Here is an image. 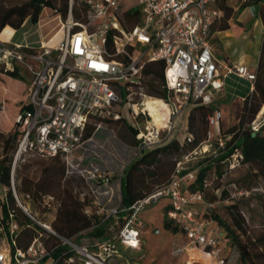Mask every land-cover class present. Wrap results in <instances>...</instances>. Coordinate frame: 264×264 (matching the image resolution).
<instances>
[{"label":"built area","instance_id":"2783aa9c","mask_svg":"<svg viewBox=\"0 0 264 264\" xmlns=\"http://www.w3.org/2000/svg\"><path fill=\"white\" fill-rule=\"evenodd\" d=\"M82 1L87 7V20L78 22L70 18L65 24L60 22L66 35L55 49L47 48L42 40L0 42V67L4 70L18 67L20 72L23 67L30 74L26 94L17 101L20 108L14 117L17 145L10 185L3 186L1 191L4 196L10 191L23 211L41 227L26 244H21V227L9 213L7 225L0 224V264H69L74 261L133 264L127 259L121 260L116 244L140 249L137 215L146 204L162 196L170 198L166 215L183 231L187 244L201 249L217 264H225L224 253L228 248L224 233L216 230L218 224L214 219H207L201 211L191 207L194 203H201L206 209L212 205L204 200L202 192L188 189L197 169L181 174L183 164L190 157L214 152L215 141L220 147L224 146L219 108H214L207 116L209 128L201 145L177 162L167 183L127 207L119 203L107 213L98 209L96 214L86 208V214L91 219L97 216L98 220L91 221L89 230L85 228L74 236L64 237L50 223L33 217L28 207L21 204L14 177L22 154L35 150L43 155H62L67 164L69 155L87 141L83 134L92 117L118 119L126 110L133 119L143 115L148 121L151 115L145 101L151 96L143 91V70L147 62H164L163 87L168 95L161 100L168 113L164 126L146 124L143 129L137 128L140 148L159 146L171 139H176L180 145L192 142L193 134L187 124L180 125L179 131V117L197 102L211 104L212 91L221 89L225 79H243L249 83V92L253 88L255 70L244 64L220 62L214 56L213 24L219 16L215 0H139L140 23L131 28L123 27L120 22L118 0ZM36 48L40 50L37 52ZM249 125L255 132L264 127V106ZM100 126L98 124L96 130ZM240 156L235 150L229 165L238 163ZM109 181L110 176L102 177L103 184ZM100 225L110 232H115L116 228L117 231L103 236L104 240L100 241V236L89 234ZM79 234L88 241L76 243L73 237ZM57 249H60L58 256L53 254ZM178 250L181 251V247Z\"/></svg>","mask_w":264,"mask_h":264},{"label":"trees","instance_id":"16d2710c","mask_svg":"<svg viewBox=\"0 0 264 264\" xmlns=\"http://www.w3.org/2000/svg\"><path fill=\"white\" fill-rule=\"evenodd\" d=\"M14 1L0 0V30L6 25L15 29L19 28L27 17H29L33 24L36 23L43 7L55 9L63 19L66 18L69 11V0H60L59 2L57 0ZM75 4L74 2L72 5L71 14L73 18L77 19L73 20L85 22L87 20L86 5L81 3L79 6H82V9H80V13H77ZM250 5H259V16L262 23H264V0H238L237 9L231 4V0H215L214 7L219 10V16L214 21L213 31L233 29L232 24H236L235 14ZM140 19L141 9L139 2L121 12L120 22L125 28H131L140 23ZM233 30L235 31V29ZM110 40L111 32L108 33L109 46ZM163 69L164 62L157 60L147 62L143 70V85L145 77L152 75V79L149 81V95L161 99H165L168 95V91L163 87ZM0 74L14 81L24 79L18 67H15L13 70H4L0 67ZM15 105L16 115L20 105L17 103ZM262 106H264V33H262L253 88L243 98L238 123L225 131L221 128V133L225 135L224 146L220 147L218 142L215 141L212 149L214 152L209 151L200 155V159L192 168L197 169L196 177L188 183L189 190L202 192L204 200L212 204L202 215L207 219H214L221 227L226 243L237 249L240 264H264V225H262L260 230H251L240 209L241 199L244 198L243 196L246 192H250L256 186L258 179L264 180V127L255 132L251 130L249 125ZM213 109L212 104L199 102L191 107V112L188 115V129L193 134L192 142L180 145L176 139H171L165 144L155 146L152 149H142L140 155L127 165L128 172H126L125 177H121V206L127 207L131 205L170 180L172 174L175 172L177 162L182 160L187 152L200 146L205 139L206 131L209 128L207 116ZM123 120L124 118L122 117L118 119L112 117H92L86 125L83 139L88 140L91 138L98 124L110 125L111 123H118ZM126 124L132 144L140 146L139 140L136 138L138 129L128 123ZM227 136L230 137L227 138ZM16 145L17 135L13 120V131L11 133L5 134L0 131V188L1 186L10 185V171ZM235 150H238L241 156L238 158V163L230 166V156ZM170 151L176 153L177 156L173 162H170L168 168L164 170L162 169V165L167 160L166 158L169 157ZM16 166L20 167L17 174V178L20 179V185L17 186V191L19 194L31 199L36 207L42 206L46 210L51 209L55 211L57 207L52 208L51 206L59 204L62 196H65L62 209L65 221L61 224L53 222V226L57 230L53 229L57 233L64 237H71L70 235L91 225V221H98L95 219L97 216L91 219L87 214H79L75 209H72L75 203L77 207L79 205L83 207L88 204L84 198L81 199L79 197V191L78 193H73V184L82 182L83 178L77 171L69 170L62 155L49 156L40 154L35 150H30L22 154L20 159L18 158ZM222 166L224 168L221 169ZM238 166H242V171L235 181H231L236 188H239L232 193L234 197L238 198L226 207L230 218V221L227 222L217 214H210V211L216 200L222 198V195L230 194V192L226 191L227 189L220 190L219 186H217L210 200L206 199L207 191L211 185L208 181V174L213 171L215 175L214 180H222L227 172L234 170ZM31 167H35L36 171L31 172ZM192 169L184 166L181 174ZM132 172H139L140 178H135ZM236 183H238V186ZM47 196L51 198L47 199ZM13 200V195L10 191L6 196L0 194V224L7 225V222L10 220L9 213H12L13 219L21 227V244H26L33 237L36 230L41 229V227L25 214H22V218L18 217L13 207H10L9 204ZM48 223L52 225L51 219ZM163 227L174 233L178 230L181 231L178 225L174 224L167 215L164 218ZM104 232L105 226L100 225L90 231L89 234L102 238ZM62 233H66L67 236ZM59 252L60 249H57L53 254L58 256ZM69 264L81 263L74 261Z\"/></svg>","mask_w":264,"mask_h":264},{"label":"rangeland","instance_id":"374dc122","mask_svg":"<svg viewBox=\"0 0 264 264\" xmlns=\"http://www.w3.org/2000/svg\"><path fill=\"white\" fill-rule=\"evenodd\" d=\"M9 1L15 2L14 0ZM57 1L59 2L60 0ZM138 1L139 0H118L119 11L123 12L129 7L136 5ZM74 2L76 3L75 7L77 13H80L82 6L79 5L83 3L82 0H69V11L65 19H63L55 9L43 7L38 21L34 24L29 22L26 24L29 26L27 32L30 36L28 37V40L36 42L35 40L39 39L41 34L45 35V38H48L60 28V22L65 24L70 18L76 20L77 18H73L71 14V8ZM234 2L235 1H231V4L233 5ZM233 6L237 9L238 3H235ZM237 14L238 12L235 14L236 24L233 23L232 27L236 31V36H243L241 37V40L244 42H240L239 38L237 40L238 45H236L234 52L218 43L215 45L216 48L214 47L215 51L213 48L214 56L216 60L224 62L229 59L234 60L239 57L240 54L244 53L248 61V67L250 70L254 71L256 69L257 53L246 52L243 48V44L246 41L251 42L253 46H255V38L251 34L246 33L252 28L253 22L248 20L246 23H241L236 20ZM6 27H9V30H11L8 35L7 32L4 31ZM21 32L22 30L20 33ZM15 33L16 29L8 25L4 26L0 30V42L10 41ZM65 35L66 29L63 28V30H61L53 39L49 40L50 42L48 41L49 43L47 42L45 46L49 49H55L65 39ZM215 41L217 40L212 38L211 42L213 44ZM34 45H37V43H34ZM39 50V48H36L37 52ZM21 72L24 79L18 81L10 80L0 74V131L5 134L13 131L15 103L23 99L26 94V86L30 74H28L23 67H21ZM151 79L152 75L145 77L143 91L147 96H151V98L155 99L156 96L149 95V81ZM248 93L249 83L246 82V80L235 77L228 78L227 83L221 89L212 91L211 104L214 108H219L221 111L222 117L220 123L223 131L230 129L238 123L242 109V98ZM156 98L161 99L159 97ZM190 112L191 109L185 110L179 117L177 121L179 131H181L180 125H188V115ZM186 113H188V115ZM122 118H124V120L121 122L111 123L110 125H101L98 127L89 140L84 141L81 146L69 155L67 163L69 170L77 171L83 178L82 182L73 184V193L75 194L79 191V197L81 199L84 198L88 204L83 207L80 205L77 207L76 203L73 205L72 209H75L79 214H86V208H89V213L96 214L98 209L107 213L110 209L116 207L120 203L121 177H125L126 172H128V168H126L127 165L140 155L142 149L149 150L154 148H140V146L132 144L126 124L128 123L133 127L143 129L146 124L154 125L152 122V116H148V121H146V117L143 115L133 119L131 115L124 110ZM212 128L214 129V126ZM179 131H177V133H179ZM162 134L164 135L165 133L163 132ZM168 156L169 157L166 158L167 160H165L162 165V169L164 170L168 168L170 162H173L177 155L173 151H170ZM199 159L200 155L192 156L189 161L183 164V166L192 169ZM222 168L224 167L222 166L221 169ZM19 169L20 167L16 166L14 180L16 192L21 204L27 206L29 213L36 219L46 223L51 219V226L56 229L53 226V222L61 224L65 221V216L62 213L65 196H62L61 202L55 211L51 209L46 210L42 206L36 207L31 199L26 198L17 191V186L20 185V179L17 178ZM30 171L35 172V167H31ZM241 171L242 166H238L234 170L227 172L222 180H214L215 175L213 174V171L209 172L208 181L211 185L207 191L206 199L210 200L212 193H215V188L217 186H219L220 190L227 189L226 191H229L231 194H227V192V195H222V198L216 200L210 214H217L225 221H230L226 207L238 198L236 196L234 197L232 193L239 189L236 188L231 181H235ZM132 173H134L133 175L135 178H140L139 172ZM103 176H110V181L107 184L102 183ZM256 183V186L250 192H246L243 196L244 198L241 199L242 202L240 203V209L246 219V223L249 224L248 227L251 230L257 231L261 229L262 225H264V180L258 179ZM236 185L238 186V183H236ZM2 188L3 186L0 188L1 195ZM13 199L14 200L12 202L10 201L9 204L10 207H13L18 217L22 218V214L27 215L19 206L14 196ZM170 203L171 200L168 196H162L156 202L146 204L138 213L136 221L140 222V225H137L140 229V249L132 250L116 244L118 253L121 255V260L124 261L127 259L136 262V264H182L183 252L178 250V248L183 247L186 244V238L183 231L178 230L174 233L163 227V221ZM206 211L205 206L201 205V212L204 213ZM86 229H88V227H86ZM82 230H84V228L70 236H74ZM116 231L117 228L115 229V232ZM115 232H110V230L106 228L104 236L113 235ZM62 234L67 236L66 233ZM83 236L84 235L79 234L78 236L73 237V240L76 243H86L88 239L86 236ZM99 240L103 241L104 238H99ZM226 245L227 248L230 249L228 252L224 253L226 255L225 264H240L237 249L230 246L229 243H226ZM201 261L206 264H211L203 258Z\"/></svg>","mask_w":264,"mask_h":264},{"label":"crops","instance_id":"0c3cea01","mask_svg":"<svg viewBox=\"0 0 264 264\" xmlns=\"http://www.w3.org/2000/svg\"><path fill=\"white\" fill-rule=\"evenodd\" d=\"M231 1H235L233 3V5L235 3H238V0H231ZM236 20H238L241 23H246L248 20L253 22L252 28L249 29L248 32H246V33L251 34L255 38V46H253V44L251 42L246 41L243 44V48H244V51H246V52L257 53V56L259 57V50H260L262 33H264V23H262L261 18L259 16V5H250V6L243 8L242 10H240V12H238ZM28 22L32 23L30 21L29 17H27L23 21V23L21 24V26L19 28H16V33L14 34V36L12 37V39L10 41L23 43L25 41V39L28 40V37L30 36L27 32L29 29L28 28L29 26H27L26 24ZM9 29H10L9 27H6L4 29V31L7 32V35L11 32V30H9ZM21 30H22V32L20 33ZM59 30H60V28L55 31V33L53 35L54 37L57 35ZM53 36L49 40L53 39L54 38ZM45 37H46L45 35L41 34L39 39H36L35 41L46 40L50 36L48 38H45ZM241 37H243V36H241V35L236 36V33L233 29L214 31L213 38H215L217 41H215L214 44L212 43V46L214 48L215 45H217L219 43L221 45H224L226 48L232 50V52H234L236 49V45H238L237 40L240 38V42H242V43L244 42L243 40H241L242 39ZM215 48H214V51H215ZM258 57H257V61H258ZM224 62H227L229 64H244V65L248 66V61H247L246 55L244 53L240 54L239 57L235 58L234 60L229 59V60H226ZM256 66H257V62H256ZM230 78H232V77H229V79ZM227 79L224 80L223 86H225V84L227 83ZM220 127H221V123H220ZM201 205H203V204L194 203L191 205V207L201 211ZM216 230L221 231V227L219 225H217ZM128 249H131V248H128ZM181 249H182L181 252H183L182 264H206V263L201 261L202 258L205 259L206 261L210 262L211 264H217L216 260L213 259L211 256L207 255L201 249L187 244V242L183 247H181ZM229 249L230 248H228L227 252L229 251ZM132 250H134V249H132ZM196 251H198V252H196ZM195 253H196V255H195ZM224 257H226V255H224Z\"/></svg>","mask_w":264,"mask_h":264},{"label":"bare ground","instance_id":"6f19581e","mask_svg":"<svg viewBox=\"0 0 264 264\" xmlns=\"http://www.w3.org/2000/svg\"><path fill=\"white\" fill-rule=\"evenodd\" d=\"M59 29V28H58ZM63 30V26L60 25V30L58 31V33ZM55 33V32H54ZM54 33L46 40H42L44 45L48 42V40L54 35ZM57 33V34H58ZM54 37V36H53ZM53 41V40H52ZM50 42V41H49ZM48 42V43H49ZM145 107L146 109L149 110L150 115L152 116V122L158 126H164L165 124V120L167 118V107L164 103L163 100L161 99H157L155 97V99L153 98H148L145 101Z\"/></svg>","mask_w":264,"mask_h":264},{"label":"water","instance_id":"95a60500","mask_svg":"<svg viewBox=\"0 0 264 264\" xmlns=\"http://www.w3.org/2000/svg\"><path fill=\"white\" fill-rule=\"evenodd\" d=\"M134 264H136V262H133Z\"/></svg>","mask_w":264,"mask_h":264}]
</instances>
